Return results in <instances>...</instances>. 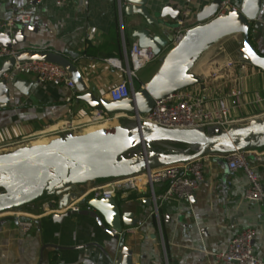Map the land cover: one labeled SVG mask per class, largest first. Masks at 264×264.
I'll return each mask as SVG.
<instances>
[{
	"label": "crops",
	"instance_id": "0c3cea01",
	"mask_svg": "<svg viewBox=\"0 0 264 264\" xmlns=\"http://www.w3.org/2000/svg\"><path fill=\"white\" fill-rule=\"evenodd\" d=\"M146 2L150 12L168 4L182 12L189 8L190 28L197 25L195 16L213 0H136ZM224 1V0H223ZM238 8L242 0H230ZM264 3V0H263ZM139 4L127 0H70L57 6L55 0H44L29 6L28 0H0V20L7 21L23 12L28 17V43L33 49L54 52L70 59L82 73L87 86L97 96L108 97L112 86L124 75L106 59H123L124 42L130 48L137 41L134 31L144 20L135 10ZM258 54L264 56V29L253 40ZM22 44L16 49L25 50ZM168 52V51H167ZM166 52V53H167ZM165 53V54H166ZM162 57L138 73L136 88H142L156 74ZM6 60H1L2 65ZM199 73L200 70H199ZM33 82L30 95L11 89L10 106L0 108V146L53 134L66 124L84 125L90 120V109L76 102L70 88L41 84L35 76L15 75ZM241 85L245 92L242 105L234 115L241 124L264 117V73L252 66L213 72L203 83L186 89L201 98L217 97L222 90ZM261 100V101H259ZM261 159H260V158ZM249 166L264 183V151L247 156ZM205 181L195 193V203L170 198L160 208V222L153 215L147 191L126 195L119 200L124 212L133 214L140 223L129 229L126 246L135 253V264H218L215 254L226 250L231 240L245 229L256 231L254 250L264 259V203L249 202L245 193L249 181L244 171L231 173L227 161L212 155L204 159ZM159 193L165 185H157ZM27 207L0 216V264H114L118 242L90 216L73 215L61 222L54 215L33 221L23 234L20 222L39 214ZM61 215V214H59Z\"/></svg>",
	"mask_w": 264,
	"mask_h": 264
},
{
	"label": "water",
	"instance_id": "95a60500",
	"mask_svg": "<svg viewBox=\"0 0 264 264\" xmlns=\"http://www.w3.org/2000/svg\"><path fill=\"white\" fill-rule=\"evenodd\" d=\"M127 2L140 5L137 10L128 6L127 13L135 10L144 20L137 26L133 38L140 47L162 57L154 77L133 96L118 102L97 96L70 59L33 49L27 37L30 29L16 25L11 32L0 34V43L8 48L24 44L26 48L16 59H8L0 65V108L10 106L11 89L29 96L34 85L12 74L17 61L60 65L75 84L76 102L108 115H148L156 101L203 83L210 77L209 72L208 75L199 73L204 60L214 46L231 36L241 37L242 41L236 40L232 47H220L222 53L226 48L229 53L224 64L214 65L213 72L219 73L225 65L234 63L247 64L264 73V56L257 53L252 43L261 37L264 29L263 0H242L237 10H231L226 16H217L223 0H213L197 12V25L190 28L176 46L171 42L179 28L181 8L168 4L150 12L145 8L146 2ZM258 151H264V117L247 124L239 122L226 130L220 127L173 130L123 119L107 128L48 137L0 151V216L19 213L27 207L39 210L42 203L55 199L58 208L63 209L87 189L150 170L187 164L212 155L223 157ZM195 200V196L189 199L192 204ZM148 204L152 205V201ZM88 205L92 210L79 214L95 219L118 242L114 264H135V253L126 246V240L129 229H134L140 221L134 219L132 213L124 212L117 199H91ZM73 215L77 214L70 211L55 214L53 219L61 222ZM4 224L5 221L0 220V227Z\"/></svg>",
	"mask_w": 264,
	"mask_h": 264
},
{
	"label": "built area",
	"instance_id": "2783aa9c",
	"mask_svg": "<svg viewBox=\"0 0 264 264\" xmlns=\"http://www.w3.org/2000/svg\"><path fill=\"white\" fill-rule=\"evenodd\" d=\"M43 1L28 0V4L29 6H36ZM69 1L55 0L57 6H63ZM187 3L190 4V0ZM231 10H237V7L230 0H224L217 16H226ZM191 14L189 8H186L182 12L178 21L179 28L173 34L172 46H176L183 41L185 33L190 29L188 20ZM27 19L28 17L23 12H19L7 21L0 20V34L11 32L16 25L26 26ZM123 45V59L104 60V63L109 64L124 75L123 80L112 86L108 92V99L112 102H118L133 96L137 90L136 80L138 79V73L157 59V56L151 49L142 48L138 43H134L130 48H128L125 42ZM20 53L15 47L8 48L0 43V61L16 59ZM248 66L247 64L230 63L227 67L229 69L239 67L241 70H245ZM12 74H28L35 76L41 84L65 86L72 90L75 88V84L68 79V72L60 65L54 63L39 61L19 63L17 61L13 67ZM244 94L245 92L241 85L229 90L224 89L217 97L212 98H201L184 90L156 101L151 113L144 116L128 113L108 115L102 110H94L87 124H66L57 132L43 136L40 139H30L19 143L2 145L0 146V151L61 134L75 133L86 129L111 127L123 119L137 120L173 130H207L213 127H220L226 130L240 122L233 114L240 109ZM251 153L256 152H236L222 158L227 161L231 173H236L240 170L245 172L249 181V188L245 193V199L249 202L264 203V183L260 181L256 172L248 164L247 156ZM204 159H198L187 164L150 170L140 175L87 189L84 193L78 194L77 198L68 207L63 209L58 208L57 199L42 203L39 214L31 217L28 221L20 222L19 226L23 234H26L33 227V221L40 218L55 214H65L70 211L75 214H79L85 210L91 211L92 209L88 205L91 199L120 200L126 195L138 194L140 191H147L152 201L153 215L160 222V208L165 201L173 197L182 201H189L200 189L205 181ZM160 184L165 185V189L161 193L156 189V186ZM10 214L16 215V213ZM255 238V230H243L231 240L225 251L214 255L217 263L264 264V259L255 253Z\"/></svg>",
	"mask_w": 264,
	"mask_h": 264
},
{
	"label": "rangeland",
	"instance_id": "374dc122",
	"mask_svg": "<svg viewBox=\"0 0 264 264\" xmlns=\"http://www.w3.org/2000/svg\"><path fill=\"white\" fill-rule=\"evenodd\" d=\"M241 39H242L241 37L231 36V37H228V38L220 41L216 46H214L210 50V52L207 56V59H205L203 62V68L200 70V72L202 74H206V75H208V72H209V75L211 76V74L213 73V70L215 69L214 65L217 63L224 64L226 62L227 53H229L227 48L224 49L226 52L222 53L223 48L221 49L220 47L221 46L226 47L227 45H229V46L231 45V47H232L235 45L236 40H238V42H241L242 41ZM227 66L225 65L222 68L221 72H219V73H222V72H224V70L226 71V69H229ZM39 142H40V140H39Z\"/></svg>",
	"mask_w": 264,
	"mask_h": 264
}]
</instances>
